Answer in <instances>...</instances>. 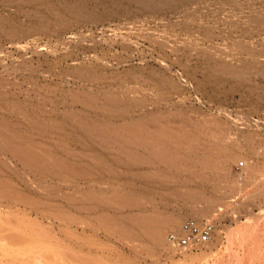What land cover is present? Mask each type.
<instances>
[{"label":"rangeland","instance_id":"1","mask_svg":"<svg viewBox=\"0 0 264 264\" xmlns=\"http://www.w3.org/2000/svg\"><path fill=\"white\" fill-rule=\"evenodd\" d=\"M0 125V179L152 246L127 260L264 264V0H0ZM201 207L205 256L165 224Z\"/></svg>","mask_w":264,"mask_h":264},{"label":"bare ground","instance_id":"2","mask_svg":"<svg viewBox=\"0 0 264 264\" xmlns=\"http://www.w3.org/2000/svg\"><path fill=\"white\" fill-rule=\"evenodd\" d=\"M228 67V66H227ZM227 69V68H226ZM239 72V70L237 71ZM232 73V72H231ZM236 74V73H235ZM2 117V116H1ZM152 118V117H151ZM154 118V117H153ZM155 119V118H154ZM153 119V121H154ZM158 119V118H157ZM162 119V118H161ZM142 120V119H141ZM147 120V119H146ZM3 121V119H2ZM145 121V120H144ZM150 121V120H148ZM99 122V121H98ZM136 122V121H135ZM143 122V121H142ZM158 123H160L159 121H157ZM3 123V122H2ZM82 123V122H81ZM84 123V122H83ZM132 123V122H131ZM140 122H138L139 124ZM151 123H155V122H151ZM166 123V122H165ZM179 123V122H178ZM5 124V123H4ZM2 124V125H4ZM85 124H88L85 122ZM96 125V123H94ZM99 124H102L101 122ZM104 124V122H103ZM137 124V123H136ZM137 124V125H138ZM144 124V122H143ZM142 124V125H143ZM170 124V123H168ZM182 124V123H180ZM180 124H178V127L176 129H179ZM80 125V123H79ZM78 125V126H79ZM94 125V126H95ZM98 125V124H97ZM96 125V126H97ZM124 125V124H123ZM122 125V126H123ZM147 125V124H146ZM161 125V124H160ZM167 125V123H166ZM1 126V125H0ZM81 126V125H80ZM83 126V124H82ZM81 126V127H82ZM101 126V125H100ZM103 126V125H102ZM101 126V127H102ZM128 126V125H126ZM123 126V127H126ZM131 126V124H130ZM133 126V125H132ZM141 126V125H140ZM150 126V123L149 125ZM159 126V124H158ZM171 125H168V127ZM2 127V126H1ZM0 127V128H1ZM7 127V126H6ZM105 127V124H104ZM103 127V128H104ZM107 127V126H106ZM112 127V125L110 126ZM117 127V126H116ZM147 127V126H144ZM143 127V128H144ZM155 127V125H154ZM164 127V124L162 125V128ZM174 127V125H173ZM4 128V126H3ZM108 128V127H107ZM119 128V127H118ZM129 128V127H128ZM134 128V127H133ZM132 128V129H133ZM139 131L140 130V127ZM142 128V127H141ZM150 128L153 129V127L151 126ZM161 128V127H160ZM166 128V127H165ZM186 128V127H185ZM41 129V128H40ZM84 131L86 133L95 135V133H100L99 130H97L95 127L93 126H89V125H85ZM99 129V128H98ZM102 129V128H101ZM111 131V128H108ZM117 129V128H116ZM125 129V128H124ZM149 129V128H148ZM148 129H146L148 131ZM159 129V128H157ZM164 129V128H163ZM161 129V132L162 130ZM168 129V128H167ZM181 129V128H180ZM180 129L178 131H180ZM183 129V127H182ZM181 129V130H182ZM197 130V128H194V130ZM204 129V128H203ZM218 129V127H217ZM221 129V128H220ZM104 129H102L101 131H103ZM119 131L121 130L120 128L118 129ZM145 130V128H144ZM155 130V129H154ZM153 130V131H154ZM166 130V129H164ZM201 130V129H200ZM38 131V130H37ZM83 131V132H84ZM107 131V129H106ZM114 130H112L113 132ZM116 131V130H115ZM133 131V130H132ZM136 130H134L135 132ZM143 131V130H142ZM158 131V130H157ZM173 131V130H171ZM170 129L168 132H170ZM178 131H173V132H178ZM186 132V130H184ZM183 131V132H184ZM191 131V130H190ZM202 131V130H201ZM200 131V132H201ZM18 132V131H17ZM122 132V131H121ZM128 132V130H126V133ZM144 132V131H143ZM142 132V133H143ZM152 132V131H151ZM156 132V131H155ZM184 132V133H185ZM103 133H105V131H103ZM103 133H101L103 135ZM114 133V132H113ZM117 133V132H116ZM120 133V132H119ZM129 133L130 130H129ZM141 133V132H140ZM145 133V132H144ZM154 133V132H153ZM165 133V132H164ZM162 133V134H164ZM167 133V132H166ZM182 133V132H181ZM183 133V134H184ZM187 133V132H186ZM17 134V133H16ZM100 134V135H101ZM106 134L108 135L109 133L106 132ZM104 134V135H106ZM134 134V133H133ZM137 134V133H136ZM158 134V132H157ZM160 134V133H159ZM182 134V135H183ZM89 135V136H91ZM98 135V136H100ZM103 135V136H104ZM111 135V134H110ZM109 135V138H110ZM138 135V134H137ZM136 135V136H137ZM165 135V134H164ZM163 135V136H164ZM168 134H166L167 136ZM176 135V134H174ZM190 135V134H189ZM10 136V135H9ZM8 136V137H9ZM96 136V135H95ZM126 136V134H125ZM135 136V137H136ZM151 136H155L154 134H151ZM165 136V137H166ZM172 136V135H171ZM7 137V138H8ZM16 137V136H15ZM19 137V134L18 136ZM93 137V136H92ZM91 137V138H92ZM108 137V136H107ZM113 138V140L115 139V141L119 140V135L117 134H113V136H111ZM121 137V136H120ZM124 137V136H123ZM127 137L130 138V136L127 135ZM142 137V141L144 140L145 137L140 136L138 138ZM162 137V136H161ZM161 137H157V138H161ZM170 137V136H169ZM169 137H166L167 140ZM179 137V136H178ZM182 137V136H181ZM184 137V135H183ZM187 137V134H186ZM96 138V137H95ZM126 137H124L125 139ZM151 138V137H150ZM164 138V137H163ZM166 138H164L166 140ZM171 138V137H170ZM169 138V139H170ZM176 138V136L174 137ZM173 138V140H174ZM185 138V137H184ZM188 139L190 137H187ZM89 139V138H88ZM99 139V138H98ZM102 139V138H101ZM148 139V134H147V138ZM10 140V139H8ZM12 140V138H11ZM10 140V141H11ZM20 140V139H18ZM126 140V139H125ZM135 140V138L133 139ZM137 140V138H136ZM154 140H156V138H154ZM154 140H152L154 142ZM166 140V141H167ZM171 140V139H170ZM178 140V139H176ZM184 140V139H183ZM181 139V142L183 141ZM9 141V142H10ZM128 143L129 140L127 139ZM150 141V140H149ZM152 141H150L152 143ZM164 141V143H166V145H162V146H167L170 148L171 146V142H170V146H168V143ZM186 141V139H185ZM8 142V143H9ZM18 142V141H17ZM111 142V141H110ZM119 142V141H118ZM125 142V141H124ZM134 145H136V143H138V145H140V140H138L137 142L132 141ZM160 142V141H159ZM180 142V139H179ZM188 142V141H187ZM186 142V143H187ZM22 143V142H21ZM114 143V142H113ZM143 143V142H142ZM148 143V142H147ZM147 143L145 146H147ZM163 143V142H162ZM163 143V144H164ZM174 143V142H173ZM185 143V142H183ZM182 143V144H183ZM185 143V144H186ZM5 144V143H4ZM115 144V143H114ZM126 144V143H125ZM131 144V143H130ZM159 144V143H158ZM158 144L157 147H158ZM175 144V143H174ZM178 144V143H177ZM184 144V145H185ZM118 145V144H117ZM142 145V144H141ZM152 144H150L151 146ZM176 145V144H175ZM8 146V145H7ZM11 146V145H10ZM9 146V147H10ZM111 146V145H110ZM137 146V145H136ZM144 146V144H143ZM144 146V147H145ZM26 147V146H25ZM131 147V146H130ZM135 147V146H133ZM142 147V146H141ZM149 147V144H148ZM156 146L153 148H157ZM179 147V146H178ZM12 148V147H11ZM17 148V147H16ZM23 148V147H22ZM34 148V147H33ZM132 148V147H131ZM163 148V147H162ZM166 148V147H165ZM167 148V149H169ZM177 148V147H176ZM180 148V147H179ZM8 149V148H7ZM28 149V148H27ZM159 149V147H158ZM160 149H161V145H160ZM172 149V148H171ZM13 151V149H9ZM16 150V149H15ZM24 150V149H23ZM156 150V149H155ZM173 150H174V145H173ZM17 151V150H16ZM15 151V152H16ZM149 153L153 151V149L150 151L148 149ZM163 151V150H161ZM159 150V153L161 152ZM165 151V150H164ZM170 151V150H169ZM155 152V151H154ZM171 152V151H170ZM23 153V152H21ZM32 153V152H31ZM38 153V152H37ZM135 154V152H132V154ZM157 153V150H156ZM175 153V151H174ZM11 154V153H10ZM14 154V152H13ZM17 154V153H16ZM24 154V153H23ZM29 154V153H28ZM155 154V153H154ZM170 154V153H169ZM25 155V154H24ZM94 155V154H93ZM153 155V154H152ZM160 155V154H159ZM157 154V156H159ZM162 155V153H161ZM173 155V153H172ZM170 155V156H172ZM178 155V154H177ZM176 155V156H177ZM30 156V155H29ZM40 156V155H39ZM131 156V154H130ZM140 156V155H139ZM150 156V155H149ZM156 156V155H155ZM165 157H169V155H164ZM27 157V156H26ZM144 157V156H143ZM163 157V156H162ZM173 157V156H172ZM24 158V157H23ZM30 158V157H28ZM27 160H30L28 159ZM34 158V157H33ZM101 158V157H100ZM141 158V157H138ZM157 158V157H155ZM154 158V159H155ZM161 159V157H159ZM175 158V155L174 157ZM176 158H180L179 155ZM21 159V158H20ZM32 159V158H31ZM134 159V158H133ZM136 159V157H135ZM142 159V158H141ZM158 159V158H157ZM168 159V158H167ZM25 160V159H24ZM88 160V159H87ZM177 160V159H176ZM181 160V159H180ZM33 161V160H32ZM134 161V160H133ZM136 161V160H135ZM148 161V160H147ZM164 161V159H163ZM169 161V160H168ZM178 161V160H177ZM166 162V161H164ZM162 162V163H164ZM170 164L175 162V160H171L169 161ZM36 163V162H35ZM71 163V162H69ZM69 163L66 162H62L61 167H65L68 168L66 170H72V171H76L77 172H81L80 168L78 166L81 167V165L75 166V165H71ZM73 164H75L74 162H72ZM84 163V162H83ZM168 163V162H167ZM27 164V163H26ZM208 164V163H207ZM29 165V164H28ZM33 165V164H32ZM36 165V164H34ZM96 165V164H95ZM1 167V166H0ZM35 167V166H33ZM62 167V169H63ZM83 167V165H82ZM2 168V169H1ZM0 168V170L3 171V165ZM65 168L63 169V171L65 170ZM79 169V170H78ZM0 171V172H2ZM62 170L60 169L59 172H61ZM58 172V173H59ZM88 172V171H87ZM3 175V174H2ZM3 177V176H2ZM4 177H7L4 175ZM156 177V176H155ZM158 179V178H157ZM25 187L29 186V184L27 185L26 183L24 184ZM66 196V195H65ZM85 196V195H84ZM125 197V196H124ZM128 197V196H127ZM60 199V198H59ZM126 199V197H125ZM129 199V198H128ZM131 199V198H130ZM63 200V197H62ZM83 200V199H82ZM120 200V199H119ZM122 201L124 199H121ZM65 201V200H64ZM72 201V200H71ZM84 202V201H83ZM120 202V201H119ZM126 202L123 201L122 203ZM121 203V202H120ZM71 204V203H70ZM83 204V203H82ZM88 204V203H87ZM75 205V204H74ZM58 206H56L55 202L53 203L52 200L43 198L39 195H33V194H29V193H25L19 190V186H17L16 184L12 183L11 180L8 179H0V264H136L135 262V258L134 257V261L129 260L131 257H129V259L127 260L125 258V251H127L126 249H130L131 252H133L136 256L137 254L142 253V251L144 250L142 248L143 243L141 244V247H139L138 245H125L127 246L126 249H124L123 245H118L117 243H113V245L111 244V240L110 238L112 236H118L121 233H119L120 231L118 230H123L124 229H120L115 227V230L111 229L110 225L109 227L107 226V219L104 220V216H102L100 218H96L94 217V215L92 214H82L81 216H76V215H67L66 212L64 213L62 210L57 209ZM63 207V206H62ZM61 207V208H62ZM206 207V206H205ZM202 208V207H201ZM212 208V207H211ZM66 210V209H65ZM91 210V209H90ZM209 210V209H208ZM82 211V210H81ZM87 212V211H85ZM89 212V211H88ZM68 213V212H67ZM72 213V212H71ZM196 214V219L199 221L202 220V218H206L208 217L207 215L209 213H207V209H198V210H194L193 215ZM215 214V213H214ZM192 215V216H193ZM211 215V214H210ZM213 217V216H212ZM181 216H175L172 217L168 220H166L165 224L168 227H172V228H176V232H178L180 230V224H181ZM215 219V217H214ZM108 222H110V220H108ZM112 224V223H111ZM114 225V224H113ZM112 225V226H113ZM115 226V225H114ZM113 226V227H114ZM123 228V227H122ZM126 230V229H125ZM133 230V229H132ZM118 231V232H117ZM130 231V230H128ZM127 231H124V233H126ZM132 233V232H131ZM130 233V234H131ZM242 233V232H241ZM133 234V233H132ZM229 235L233 236V234L235 235V233L231 232ZM239 236L241 235L238 232ZM154 239L152 238L153 242L159 246V248H161L162 251L165 252H173V250L175 248L170 247L165 245L164 246V231L163 230H156L154 234H152ZM117 236V238H118ZM123 236V235H122ZM119 236V237H122ZM129 236V235H128ZM127 237V236H126ZM134 237V236H133ZM132 237V238H133ZM235 239L238 238L237 235L234 236ZM237 237V238H236ZM242 239V236H240ZM113 238V237H112ZM116 238V239H117ZM232 238V237H231ZM114 239V238H113ZM128 239V238H127ZM139 239V238H138ZM137 239V240H138ZM234 239V238H233ZM120 240V239H119ZM121 240H124L126 242V240L124 239V237L121 238ZM130 240V239H129ZM128 240V242H130ZM239 240V239H238ZM115 242V240H113ZM229 241V238H228ZM234 241V240H233ZM232 239H230V242H232ZM132 242V240H131ZM130 242V244H131ZM118 243H120V241H118ZM212 243V241H209L207 243L198 245V249H200L201 251H203L204 249H207V246H210V244ZM146 245L144 246L146 251L144 250L145 253H147L148 251H150ZM152 247V246H151ZM150 247V248H151ZM196 247V248H197ZM189 248V247H186ZM191 248V247H190ZM156 250V249H155ZM159 250V249H158ZM168 250V251H167ZM157 251V250H156ZM155 251V252H156ZM206 251V250H205ZM205 251H203V256H205ZM130 252V253H131ZM132 253V254H133ZM143 253V254H145ZM162 253V252H161ZM129 254V253H128ZM149 254V252L147 253ZM154 254V253H153ZM152 254V255H153ZM157 254V252H156ZM127 255V254H126ZM130 255V254H129ZM139 255V257H140ZM146 256V254H145ZM151 255H148V257ZM127 257V256H126ZM138 257V259H139ZM153 257V256H152ZM143 258H145L143 256ZM204 258V257H203ZM202 258V259H203ZM133 259V257H132ZM142 259V258H141ZM146 259V258H145ZM141 263V260H138ZM150 261V260H149ZM147 261L144 260V264H148L146 263ZM154 262V261H152ZM170 263V262H169ZM139 264V263H137ZM143 264V263H142ZM151 264V263H150ZM160 264V263H159ZM183 264V262H182ZM185 264V262H184ZM186 264H191L190 262L186 263Z\"/></svg>","mask_w":264,"mask_h":264},{"label":"built area","instance_id":"3","mask_svg":"<svg viewBox=\"0 0 264 264\" xmlns=\"http://www.w3.org/2000/svg\"><path fill=\"white\" fill-rule=\"evenodd\" d=\"M214 226L211 223H200L193 218L186 219L178 232H170L167 240L179 248L197 247L212 240Z\"/></svg>","mask_w":264,"mask_h":264}]
</instances>
